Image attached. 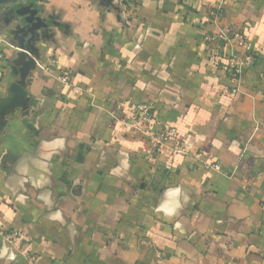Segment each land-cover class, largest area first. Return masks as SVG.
Instances as JSON below:
<instances>
[{"label":"crops","instance_id":"obj_1","mask_svg":"<svg viewBox=\"0 0 264 264\" xmlns=\"http://www.w3.org/2000/svg\"><path fill=\"white\" fill-rule=\"evenodd\" d=\"M28 1L0 6V264H264V0H32L33 52ZM218 28L255 58L236 95ZM139 103L186 154L149 156Z\"/></svg>","mask_w":264,"mask_h":264},{"label":"built area","instance_id":"obj_2","mask_svg":"<svg viewBox=\"0 0 264 264\" xmlns=\"http://www.w3.org/2000/svg\"><path fill=\"white\" fill-rule=\"evenodd\" d=\"M213 22L220 16V11L214 12L212 15ZM206 41L215 46V49H227L228 52L222 55V62L219 68L226 74L227 79L231 83V95L239 93V86L243 70L254 63V55L251 52L244 53L239 56L235 48H247L248 43L239 33L231 35L230 31L218 28L215 34L206 36ZM220 44V45H219ZM2 55L0 53V59ZM62 81L67 83L68 76H63ZM131 127L146 140L149 147V156L152 157L160 149L169 151L172 155L186 154L185 149L179 143L178 134L175 129L166 126L162 120L154 114L151 106L147 103H139L133 111V125ZM218 170L216 165H208ZM164 169L169 171V165H164ZM264 213V201L260 204ZM6 239L14 240V234H6Z\"/></svg>","mask_w":264,"mask_h":264},{"label":"water","instance_id":"obj_3","mask_svg":"<svg viewBox=\"0 0 264 264\" xmlns=\"http://www.w3.org/2000/svg\"><path fill=\"white\" fill-rule=\"evenodd\" d=\"M18 0H0V6L16 2ZM17 17L22 18L23 24L26 26L24 33V46L27 50L33 52V45L37 41V31L44 32L48 28V24L39 17L37 8L34 7L32 0L22 7L16 9Z\"/></svg>","mask_w":264,"mask_h":264},{"label":"clouds","instance_id":"obj_4","mask_svg":"<svg viewBox=\"0 0 264 264\" xmlns=\"http://www.w3.org/2000/svg\"><path fill=\"white\" fill-rule=\"evenodd\" d=\"M178 207V204L176 205H169L168 203H165L161 206V211H164L166 214H172L175 212L176 208Z\"/></svg>","mask_w":264,"mask_h":264},{"label":"rangeland","instance_id":"obj_5","mask_svg":"<svg viewBox=\"0 0 264 264\" xmlns=\"http://www.w3.org/2000/svg\"><path fill=\"white\" fill-rule=\"evenodd\" d=\"M231 33V35H233L234 34V32H230Z\"/></svg>","mask_w":264,"mask_h":264},{"label":"trees","instance_id":"obj_6","mask_svg":"<svg viewBox=\"0 0 264 264\" xmlns=\"http://www.w3.org/2000/svg\"><path fill=\"white\" fill-rule=\"evenodd\" d=\"M33 3H34V2H33ZM34 7H36V6H35V3H34Z\"/></svg>","mask_w":264,"mask_h":264}]
</instances>
